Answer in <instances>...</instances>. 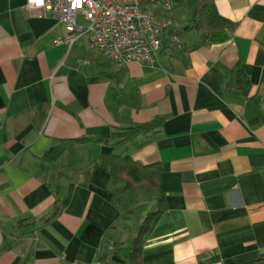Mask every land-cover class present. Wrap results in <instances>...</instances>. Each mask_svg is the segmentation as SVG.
Listing matches in <instances>:
<instances>
[{
    "label": "crops",
    "instance_id": "crops-1",
    "mask_svg": "<svg viewBox=\"0 0 264 264\" xmlns=\"http://www.w3.org/2000/svg\"><path fill=\"white\" fill-rule=\"evenodd\" d=\"M214 3L233 23L224 38L190 33L148 66L112 62L86 35L55 44L63 21L0 0V264H130L158 199L141 264H264V0ZM65 139L84 141L46 160ZM110 153L157 163L160 198L119 195Z\"/></svg>",
    "mask_w": 264,
    "mask_h": 264
},
{
    "label": "built area",
    "instance_id": "built-area-1",
    "mask_svg": "<svg viewBox=\"0 0 264 264\" xmlns=\"http://www.w3.org/2000/svg\"><path fill=\"white\" fill-rule=\"evenodd\" d=\"M173 0H26L35 11H49L64 22L67 35L55 44L86 35L88 47L115 63L155 66L163 33L174 27ZM81 17L83 24H77ZM177 43L179 38L171 36ZM66 264H78L76 261ZM94 264H101L95 262Z\"/></svg>",
    "mask_w": 264,
    "mask_h": 264
},
{
    "label": "trees",
    "instance_id": "trees-1",
    "mask_svg": "<svg viewBox=\"0 0 264 264\" xmlns=\"http://www.w3.org/2000/svg\"><path fill=\"white\" fill-rule=\"evenodd\" d=\"M173 13L171 17L174 22V27L164 31L162 45H182L185 38L190 33L202 32L205 42L222 39L229 32L233 23L219 15L215 7L214 0H173ZM176 35L179 38L177 43L171 41V36ZM240 79L238 80V83ZM264 84V80H262ZM162 119L157 118L152 121H147L141 124L120 127L112 133L113 148L120 147L124 143L131 141L139 134L156 131L161 124ZM83 142L84 139L74 140L65 139L58 145L51 147L45 154L46 160H56L64 151L71 148L73 142ZM100 163L107 168L111 184L116 188V192L122 195L125 199L130 196H138L139 194H157L159 196V177L161 167L157 163L142 164L129 155L121 154H103L100 156ZM120 186L117 191V186ZM122 197V199H123ZM158 207L144 219L135 238L133 249L129 256L130 264H141L140 250L141 240L148 229V225L152 218L161 213L164 209L162 199H158ZM162 204V205H161ZM60 207L57 206L50 215L54 216Z\"/></svg>",
    "mask_w": 264,
    "mask_h": 264
},
{
    "label": "rangeland",
    "instance_id": "rangeland-1",
    "mask_svg": "<svg viewBox=\"0 0 264 264\" xmlns=\"http://www.w3.org/2000/svg\"><path fill=\"white\" fill-rule=\"evenodd\" d=\"M77 24H79V25L83 24V20H82V18L80 16L77 18ZM120 186L121 185L117 186V191H119ZM155 195H157V194H155ZM144 197H145L144 194H140V198L143 199ZM137 213L138 212H137V209H136V211L130 217V220L132 221V224H131V227H130L131 228L130 234L127 232V236H128V239L126 240L127 246H129V244L132 243V240H133V237H134V233L136 231V229L134 227L139 226V224L141 222L140 220L137 219ZM140 215H141V213H140Z\"/></svg>",
    "mask_w": 264,
    "mask_h": 264
}]
</instances>
